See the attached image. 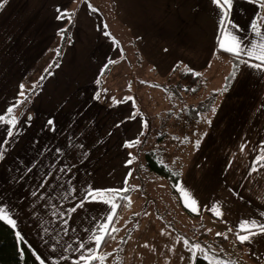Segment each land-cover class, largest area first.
Returning <instances> with one entry per match:
<instances>
[{"label": "crops", "instance_id": "obj_1", "mask_svg": "<svg viewBox=\"0 0 264 264\" xmlns=\"http://www.w3.org/2000/svg\"><path fill=\"white\" fill-rule=\"evenodd\" d=\"M171 1L121 0L122 11L117 0H111V4L119 13L129 15L121 18L125 24L122 29L136 31V40L139 37L146 40L152 61H156L155 57H164L161 62L165 65H161V70L165 76L173 75L176 67L178 76L180 69L209 76L210 64L203 59L207 55L215 62L236 67L237 60L233 57L215 58L218 36L204 34L202 26L197 29L203 33L201 40L200 36L189 33L176 35L180 28L178 22H186L180 18L196 13L194 8L202 1ZM249 1L250 18L246 24L252 40L251 23L258 13L264 14V9ZM89 3V0H6L0 7V114L6 113L18 100L20 85L32 75L35 67L51 56L50 46L58 31L65 25L70 26L58 63L37 82L36 90L31 91L26 113H14L18 134L8 138L7 125L0 124V144L8 139L4 159L0 160V203L14 210L15 230L22 237L19 242L22 264H40L37 255L44 264H76L80 255L76 251L78 243L87 241L95 232V225L109 215V205L86 201L75 212L71 209L89 189L122 188L131 169L126 144L139 139L145 123V112L143 115L141 107L130 99L107 105L96 98L97 81L108 70L109 61L122 59L124 52L117 41L105 35L108 32L105 17L98 10L91 11ZM57 9L72 13L71 23L66 18L57 19L60 14ZM160 15L166 16L161 18ZM140 17L143 19L139 23ZM146 22L148 26H144ZM131 23L141 24L144 30H139V24L136 30ZM165 28L172 32L174 46L181 49V56L172 52L174 59L162 53L168 48L164 46H170L169 42H162L167 37L160 35V39L154 34L153 38H148L147 31ZM192 45H199L200 51H190L188 55ZM246 69L264 75L248 66ZM245 77L239 76L240 79ZM208 79L205 78L206 87ZM226 84L235 90L234 80H226ZM249 105H264V98L256 94ZM48 120L53 124L48 125ZM62 168L65 171L61 172ZM72 189L75 191L65 199L64 195ZM256 198L257 194L245 209L250 218H242L240 222L245 219L264 222L261 215L264 206L258 209ZM233 228L238 231V227ZM64 229H67L66 234ZM170 251L168 247L167 252ZM174 262L176 264V259L169 264Z\"/></svg>", "mask_w": 264, "mask_h": 264}, {"label": "rangeland", "instance_id": "obj_2", "mask_svg": "<svg viewBox=\"0 0 264 264\" xmlns=\"http://www.w3.org/2000/svg\"><path fill=\"white\" fill-rule=\"evenodd\" d=\"M201 1L202 4L194 8L196 13L180 18L186 22H178L180 28L176 35L189 33L200 36L199 40L203 33L220 36L219 9L210 1ZM89 2L105 17L109 37L117 41L124 52L123 58L109 64L98 80L97 100L111 105L131 97L134 105L141 107L143 115L146 113L137 143L127 147L132 170L122 188L130 189L125 193L128 204L113 224L117 229L113 242L98 254L106 257L103 264H169L173 259L176 264H193L194 258L183 243L185 239L189 241V247L199 243L210 255L225 262L264 264V234L240 244L233 228L238 227L242 218H250L245 209L254 195L257 194L258 209L264 206V169L249 175L252 162L264 143V105H249V102L256 94L264 98V75L247 71V66L241 64L234 79L235 90L228 87L224 91L225 78L236 71V67L203 56L211 67L209 76H204L209 77L208 87L195 98L188 99L177 67L173 75L165 76L161 70V65H165L161 62L164 57H155L156 61H152L146 40L143 37L136 40V31L122 29L125 24L121 18L126 14L119 13L111 0ZM117 2L122 11L121 0ZM249 3V0H234L228 18L230 30L245 42L251 41L246 24L250 18ZM251 5L259 6L254 0ZM238 10L240 13L236 12ZM142 19L140 17L139 23ZM139 23L130 26L138 30ZM143 24L148 26V22ZM140 25L139 30H144ZM201 26L203 33L197 30ZM147 32L150 39L154 34L160 39V35L167 37L162 42H169L170 46H164L168 48L162 53L173 59V51L176 56L180 55L181 49L174 46L169 29ZM198 46L192 45L188 55L190 51L199 52ZM50 58L42 60L23 82L28 97L34 91L33 85L41 81L46 67L50 69ZM239 76L247 77L240 79ZM27 101L14 113L25 114ZM241 145L245 146L243 152ZM150 151L160 163L180 172L178 183L193 194L199 205L198 212L185 207L181 192H174L168 179L149 169L145 154ZM214 204L219 206L222 216L214 214ZM198 256L203 258L202 253Z\"/></svg>", "mask_w": 264, "mask_h": 264}, {"label": "snow or ice", "instance_id": "obj_3", "mask_svg": "<svg viewBox=\"0 0 264 264\" xmlns=\"http://www.w3.org/2000/svg\"><path fill=\"white\" fill-rule=\"evenodd\" d=\"M6 0H0V7L3 6V3ZM87 2V0H86ZM213 4L219 9L220 13V36L217 39V46L222 51H225L232 55L236 60V71L232 72L229 77H226V80H234L236 78V74L239 71V67L241 64L246 65L250 68L256 69L259 72H264V14L257 15V19H254L251 23L250 30L253 34V39L249 42H245L244 38L237 36L233 31H231V22L228 19L231 13V9L234 4V0H212ZM254 2L259 4V7L264 9V0H254ZM91 11H96L95 8L89 3L88 5ZM57 11L60 13L57 16V19H68L69 23H71L72 13L62 12L59 9ZM65 30H62L60 35L63 38ZM105 35H109L108 32H105ZM57 55H59V51L57 50ZM115 61H109V64L114 63ZM58 66V65H57ZM47 71V70H46ZM194 75L199 76L200 73H194ZM44 77H41L43 80ZM99 83V81H97ZM38 85H33L34 90ZM224 91L228 90V86L226 85L223 89ZM18 99L12 106L8 107L5 114H0V124L7 125V137L11 138L14 135H17V125L18 120L14 115L15 109L18 108L22 103L26 102L29 97L25 92L24 85H20V92ZM127 99H131L128 97ZM215 107L212 108V112L215 113ZM32 117L29 116L30 120ZM48 125H52L53 121L48 120ZM8 143V139H5L2 144H0V160L4 159V146ZM199 141H197V146ZM133 142H128L126 147H132ZM245 146L241 145L240 151H244ZM128 163H131L129 161ZM261 169H264V143H262L259 148V152L256 155L255 159L252 162V166L249 172L251 175L253 172H258ZM30 171V169H29ZM65 171L64 168L61 169V172ZM51 175V173H49ZM131 173H129V176ZM127 183V180H125ZM43 187V185H41ZM177 190L181 192V199L184 202L186 208H189L193 212L199 211V205L193 194L184 188L182 185L177 183ZM129 188L122 189H89L85 196L82 198L81 202L77 204L75 207L71 209L72 212H75L77 208L83 207V203L86 201H96L109 205V215L105 216L103 221L97 223L95 225V232H92L88 237L87 241L81 240L78 243L76 251L80 253L76 264H95L96 261H99L100 264H103V261L106 259L105 256L98 255V251L101 248L102 244L105 240L111 236L112 232L117 231V229L113 226V221L116 216V209L118 207L117 201L121 198V193H126L129 191ZM75 191L74 189L69 190L67 195H64V198L67 199L71 192ZM32 195H36V192H33ZM215 210L214 214L216 216H222L223 213L220 211L218 205L212 206ZM264 216V213H261ZM14 210L7 205H3L0 203V221L6 222L13 229L17 227V222L13 218ZM66 224L67 221H64ZM47 232L48 230L45 229ZM65 234L67 233V229H64ZM91 231V230H87ZM232 231V229H229ZM244 233V234H241ZM259 234H264V222L258 220H242L238 226V231L236 238L240 243H245L246 241H251V239ZM217 235H222L221 233H217ZM18 242H22V237L19 232H16ZM225 239L227 237L225 236ZM59 243V241H57ZM187 250L191 253L193 258L197 257L198 253L203 254V258L208 262V264H228V262L222 261L215 255H210L208 251H205L204 248L201 247L199 243L192 244L189 247V241L185 239L183 241ZM89 245H92L90 247ZM147 247V245H144ZM66 259V257H63ZM37 260L40 261V264H44V261L37 255Z\"/></svg>", "mask_w": 264, "mask_h": 264}, {"label": "trees", "instance_id": "obj_4", "mask_svg": "<svg viewBox=\"0 0 264 264\" xmlns=\"http://www.w3.org/2000/svg\"><path fill=\"white\" fill-rule=\"evenodd\" d=\"M70 26L65 25L62 29L58 31L57 37L50 46V51L54 54L50 53V69H47L45 74H48L54 66L58 63L62 50L64 49V45L68 40V35L70 34ZM63 38L60 35L62 30H65ZM57 50L59 51V55H57ZM232 58L233 56L229 53L222 51L221 49H217L215 51V58L220 60H227V58ZM234 58V57H233ZM107 70V69H106ZM195 71L191 69H180L179 76L182 81L185 83L184 94L188 99L195 98L199 93L202 92L204 88H206V80L202 75H194ZM44 74V76H45ZM36 90V89H35ZM34 90V91H35ZM29 102V99L28 101ZM26 107V106H25ZM146 115V113H145ZM149 116V115H147ZM144 118H146L144 116ZM137 143V142H135ZM129 148V147H128ZM147 159V164L151 171L158 173L159 175L165 177L170 182L171 188L174 192H177L176 185L180 180V172L171 170L168 166L159 162V159L156 155L150 151L145 154ZM132 162V161H131ZM132 170V169H131ZM129 179V177H128ZM127 187V186H126ZM118 207L116 209V216L113 221V224L119 219L120 215L123 211L127 208V200L125 193H121V198L117 201ZM190 212V211H188ZM116 233L112 232L111 236H109L105 242L102 244L101 248L99 249L98 253L102 252L106 249L114 240ZM224 241V239H222ZM221 240V241H222ZM0 264H22V253L20 249V244L17 240L16 230L13 229L10 225L6 222L0 221ZM98 264V261L95 262ZM193 264H208V262L202 257L194 258ZM228 264H234L233 262L229 261Z\"/></svg>", "mask_w": 264, "mask_h": 264}]
</instances>
